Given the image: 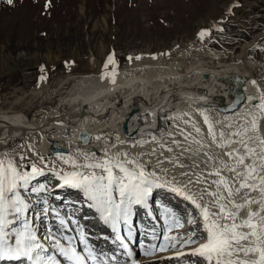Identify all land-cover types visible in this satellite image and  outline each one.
<instances>
[{"label": "rangeland", "instance_id": "374dc122", "mask_svg": "<svg viewBox=\"0 0 264 264\" xmlns=\"http://www.w3.org/2000/svg\"><path fill=\"white\" fill-rule=\"evenodd\" d=\"M263 28L264 0H11V3L0 0V110L19 109L28 117L42 114L55 104L65 91L63 88L68 87L62 82L66 78L121 70L135 64L162 65L175 61L186 67L181 68L185 71L195 62H205L203 59L213 62L215 57L226 58L231 66L238 68L245 57L251 63L256 62L254 81L264 94V39H253ZM201 31L209 33L203 40L199 37ZM110 55L114 63H108ZM235 128L238 127L233 126L232 131ZM36 145L29 151L22 145L12 150L22 172L30 171L32 164L43 170V175L36 176L33 184H29L31 203L37 208L55 205L63 209L78 208L76 203L82 200L81 194L60 186L48 193L58 182L57 173L70 172L73 168H68L69 163L62 159L42 155L35 149ZM236 147L242 146L236 143ZM226 157L229 167L236 166L235 159ZM255 157L245 160L242 171ZM33 188L47 191L32 192ZM246 194L244 199H259L257 190ZM255 205L259 211V203L246 208L255 211ZM186 210L189 211L187 207ZM243 210L248 216L249 211ZM182 214L178 213L181 222ZM256 217L261 219L264 212ZM38 218L39 226L41 214ZM178 263L206 264L189 257L175 264Z\"/></svg>", "mask_w": 264, "mask_h": 264}, {"label": "bare ground", "instance_id": "6f19581e", "mask_svg": "<svg viewBox=\"0 0 264 264\" xmlns=\"http://www.w3.org/2000/svg\"><path fill=\"white\" fill-rule=\"evenodd\" d=\"M261 37L264 39V28L253 39L257 41ZM217 59L215 57L213 62L203 59L205 62L192 63L193 65L188 66L185 71H182L181 68L184 67L175 61L162 65L135 64L133 67L114 71V76L113 71H110L66 78L62 82L68 87L63 88L65 91L60 94L55 104L42 114L28 117L22 115L19 109L0 110V160L5 163L11 160L21 171L19 160L16 161L12 150L22 145L29 151L34 143L37 144L35 149L50 159L72 158L78 164L103 160L106 158L105 153L107 157L121 159L127 154L129 159L136 160L155 171L160 182L169 181L180 187L187 185L186 191L194 193L197 197L203 189L216 191L213 181L219 177L209 173L227 163L225 153H233V149L237 147L236 143L224 148L217 147L208 136V128L201 111L213 124L217 140L220 131H224L227 138V133L233 130V126L239 127L247 113L258 111L254 105L259 103L262 95L259 84L252 83L257 78L254 71L256 65H253L256 62L251 63L248 57H245L242 65L239 64L242 67L238 68L231 66L226 58L216 63ZM247 119L250 121L251 118ZM229 123L232 124L231 129L226 127ZM193 125L200 128L199 135ZM81 133H84V136H81ZM185 135L188 136V140H185ZM192 139L203 141L204 147L190 143ZM173 140L179 141V146L173 143ZM253 144L259 153L258 142L253 141ZM53 147L61 148L64 153L52 152ZM168 148L171 151H168ZM228 148L231 151L227 152ZM240 148L239 152L243 153L241 151L244 150L243 147ZM205 153L208 155H204ZM85 154H91V161L84 159ZM209 156L215 157V160L209 159ZM241 166H233L236 167L235 172L226 169L220 172V176L226 178L228 184L232 186L233 198L237 203H243L245 194L251 191L244 188L238 194L239 200L235 197L236 189L245 175L242 173L245 170L242 171ZM68 168H72L70 163ZM257 180L254 174L247 182L258 186V200L264 201V197L262 199L261 196L264 185L257 183ZM52 190L56 191V188ZM156 190L174 196L182 208L187 207L193 211V206L189 202L168 191L167 186L154 189V193ZM209 199L211 197L205 195L204 201L207 202ZM255 207L254 210L258 209L256 205ZM244 209L249 211L248 208ZM247 218L246 211L241 210L239 219ZM197 219L199 220L198 214ZM259 221V217L253 218V223ZM160 228L164 233L163 225ZM240 231L248 232L249 229L244 228ZM197 246L188 251L183 250L185 255L179 257L190 256L194 261L207 264L202 257L191 254ZM164 254L169 253H160L161 256ZM240 255L243 257L242 253ZM160 259L157 263L169 264L172 260L176 261L172 255L168 259Z\"/></svg>", "mask_w": 264, "mask_h": 264}, {"label": "snow or ice", "instance_id": "6c2138e0", "mask_svg": "<svg viewBox=\"0 0 264 264\" xmlns=\"http://www.w3.org/2000/svg\"><path fill=\"white\" fill-rule=\"evenodd\" d=\"M8 2L11 3V0ZM208 34L206 31H201L199 37L203 40ZM113 55L108 57V63H114ZM107 66L106 63L105 68ZM252 83L255 84L254 81ZM254 107L258 111L247 113L240 126L235 131L227 133V138L225 132L220 131L219 140H217L213 124L201 111L204 123L208 128V136L217 147H228L232 143H238L243 147V153H240L239 149H235L233 153H225L230 159L236 160V166L244 164L246 159H252L253 156L257 158L250 165L245 166L244 179L240 181L239 188L236 189L237 195L244 188H249L252 191L257 190V185H250L247 182L254 174L260 184L264 185V94L261 95L259 103ZM247 117L251 118L250 121ZM172 119H179V117H172ZM226 127L231 129L232 124L229 123ZM193 128L199 135L200 128L195 125ZM181 134H183V130H181ZM232 137L239 139L233 140ZM184 138L188 140L187 135ZM253 141L258 142L259 153L256 148L250 146ZM173 143L179 146V141L173 140ZM190 143L204 147L201 140L192 139ZM167 150L171 151L170 148ZM105 157V159L94 163L83 164H78L72 158L64 160L61 157L64 163H70L73 171L57 173V179L62 182L60 187L69 186L83 191L90 202L89 206L96 210L99 219L105 225L111 227L116 234L115 240L119 242L120 247L129 258L133 256V253L120 235L121 225L131 238V217L134 208L145 209L146 213L151 215L149 200L153 197V190L167 186L168 191L193 206V211L188 213L187 218V223L192 226V229L186 235H169L171 231L182 228L184 225L181 222V217L172 207L166 204L159 205V211L164 221L163 239L166 241L159 246L161 251L166 250L169 246L176 248L177 244L181 248L197 244L198 246L192 250L191 254L202 257L207 264H264V217H261L258 223H253V218L260 212H264V201L246 197L243 203H237L233 198L232 186L228 184L226 178L220 176L221 171L226 169L235 172L236 167H229L227 163H223L222 167L209 173V175L219 177L218 180L213 181L216 191L203 189L197 197L194 193L186 191L187 185L180 187L169 181L160 182L155 171L136 160L129 159L127 154L123 159L107 157V153H105ZM91 158V154L84 156L86 161H91ZM208 158L215 160V157L212 156ZM257 160H259V164H257ZM217 163L220 162L217 161ZM30 167V171L22 172L11 160H8L7 163L0 160V261H23L24 264H61L57 255L49 254L51 247L66 264H110L104 253H97L93 247L89 246L83 234L80 237L82 251L77 250L72 237L63 235L56 237L51 229L45 237L48 246L38 238L32 220L26 215L31 207L30 201L22 195L21 190L28 191L30 182L36 176L43 175V170L36 164H32ZM81 168L92 171H80ZM31 191L45 192L47 189L33 188ZM205 195L211 197L207 202L204 201ZM261 196L264 197V189H261ZM44 203L47 204V201L45 200ZM254 203L260 204L259 211H249L247 219H239L241 210ZM51 211L55 214L54 210ZM42 212L47 215L50 208L43 207ZM65 224V220L59 218L61 229H65ZM244 228L249 231H240ZM242 241L248 243L242 244ZM241 253L243 257H241ZM183 255H185L184 252H177V257ZM252 256L256 258L249 259ZM112 259L115 260V256Z\"/></svg>", "mask_w": 264, "mask_h": 264}, {"label": "water", "instance_id": "95a60500", "mask_svg": "<svg viewBox=\"0 0 264 264\" xmlns=\"http://www.w3.org/2000/svg\"><path fill=\"white\" fill-rule=\"evenodd\" d=\"M81 134H82L81 136H84V133H81ZM52 152H54V153H64V151L61 150V149H59V148H54V149L52 150Z\"/></svg>", "mask_w": 264, "mask_h": 264}]
</instances>
